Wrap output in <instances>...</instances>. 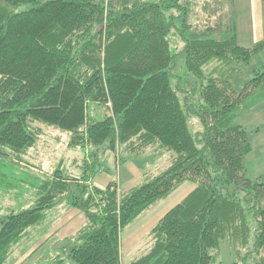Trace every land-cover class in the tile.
I'll return each mask as SVG.
<instances>
[{"label":"trees","instance_id":"1","mask_svg":"<svg viewBox=\"0 0 264 264\" xmlns=\"http://www.w3.org/2000/svg\"><path fill=\"white\" fill-rule=\"evenodd\" d=\"M194 1L0 0V156L8 147L16 162L24 161L42 133L34 122L42 120L70 131L69 146L81 147L85 161L75 175L57 167L24 176L37 196L0 215V264L60 204L79 209L85 220L60 237L65 255L54 264H65V257L76 264H223L225 239L234 264H264V182L247 174L253 144L234 121L264 88V36L239 43L221 0L202 2L203 11L211 4L214 11L205 10L207 21L192 30ZM21 5L27 6L15 10ZM171 33L179 34L176 52ZM180 53L188 73L206 82L173 85ZM213 60L225 67L206 73ZM233 64H252L241 87L230 80ZM194 113L203 124L197 132L188 121ZM108 148L119 155L150 148L174 154L164 169L118 193L116 180L104 187L91 182ZM185 180L195 186L153 225L148 251L124 263L123 228Z\"/></svg>","mask_w":264,"mask_h":264},{"label":"rangeland","instance_id":"2","mask_svg":"<svg viewBox=\"0 0 264 264\" xmlns=\"http://www.w3.org/2000/svg\"><path fill=\"white\" fill-rule=\"evenodd\" d=\"M110 1H113L114 4L119 2V0H105L108 3ZM202 2L205 4L207 1L195 0L188 16L192 30L199 29L198 27L207 21L202 19L206 11L211 15L214 11L212 4L203 11L204 4ZM221 2L223 11L230 10L232 14L233 0H221ZM26 6L21 5L15 10ZM230 13L228 16H232ZM258 13L264 18V5ZM228 16L225 19L232 20V17ZM169 36L173 38L170 40L171 49L176 52L179 34L171 33ZM262 57V54L257 55L253 63H258ZM231 64V62H226L227 66ZM252 64H240L239 66L233 64L236 73L230 76V80L238 87L243 86L249 78L248 72L252 68ZM221 67H225L221 60H213L210 64L205 65L204 70L206 73L215 72ZM173 69L172 82L176 88L180 84V87L189 89L191 85L195 86V82H198L199 85L206 82L205 78H197L188 73L181 53L176 57ZM256 92L250 101L245 103L244 109L234 117V121L247 128L253 144L251 153L247 157V174L249 177L264 182V88L262 87ZM179 94L184 102V93L180 92ZM194 100L195 98L191 97L189 103L192 104ZM100 108V113H102L105 108L103 106ZM188 121L193 132L203 129L201 118L196 113L189 115ZM36 124L40 126L42 133L35 145L23 155L25 162L23 160L21 163L16 162L14 158L17 155L10 148L3 147L5 154L0 156V215L11 209L17 210L33 203L37 196V188L30 184V180H24L26 174H51L55 168L61 167L65 173L75 175L85 169V161L82 160L84 150L81 147L69 146L72 136L70 131L61 130L58 125H50L42 120L34 122V125ZM173 154V151L165 148H150L140 153L123 151L120 155L118 150L101 149L98 163L93 166L95 170L94 184L103 187L110 180H116L119 193L130 185L142 183L146 176L164 169ZM73 159H77V161L73 162ZM87 170L91 172L90 167ZM194 186L195 182L191 180L183 181L168 196L155 202L123 228L121 259L124 263H129L148 251L151 243L150 231L153 225ZM260 201L264 205V195ZM84 220L85 215L79 209L62 204L57 205L48 211V217L40 225L29 228L26 236L13 247L6 264H46L47 261L49 264H54L58 258L65 255L61 246L58 245L59 239L62 237L60 234L74 231ZM49 235H51L50 240L44 245H40ZM34 249L36 250L33 253ZM263 253L261 252V254ZM220 258L223 264H234L236 261L235 250L229 239L223 240L220 244ZM64 261L65 264H76L68 260L67 257L64 258ZM238 264L241 263L238 261Z\"/></svg>","mask_w":264,"mask_h":264},{"label":"crops","instance_id":"3","mask_svg":"<svg viewBox=\"0 0 264 264\" xmlns=\"http://www.w3.org/2000/svg\"><path fill=\"white\" fill-rule=\"evenodd\" d=\"M262 5H264V0H237V2L236 0H233L232 14L230 13V10H229L230 15L232 16H229V17H232L231 22H232V25L235 26V31L237 33V38H238L239 43L246 45V46H250L264 36V18L258 13L260 8H262ZM74 161L75 159H73V162ZM91 182L94 184V177L91 179ZM132 186L134 185H130L128 188ZM122 190H126V189H122ZM80 225H78V227ZM76 229H74V231ZM74 231H71L68 233L60 232L61 233L60 236L64 237Z\"/></svg>","mask_w":264,"mask_h":264}]
</instances>
